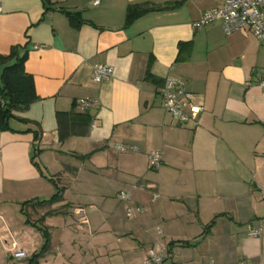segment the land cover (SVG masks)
I'll return each mask as SVG.
<instances>
[{
	"label": "crops",
	"instance_id": "0c3cea01",
	"mask_svg": "<svg viewBox=\"0 0 264 264\" xmlns=\"http://www.w3.org/2000/svg\"><path fill=\"white\" fill-rule=\"evenodd\" d=\"M223 1L0 0V57L25 54L38 95L0 128V264H146L156 242L164 264H264V45L193 27ZM136 5L155 9L127 24ZM98 64L113 69L100 83ZM168 76L203 108L184 125L163 106ZM72 109L92 122L62 142L56 113Z\"/></svg>",
	"mask_w": 264,
	"mask_h": 264
},
{
	"label": "built area",
	"instance_id": "2783aa9c",
	"mask_svg": "<svg viewBox=\"0 0 264 264\" xmlns=\"http://www.w3.org/2000/svg\"><path fill=\"white\" fill-rule=\"evenodd\" d=\"M101 0H92L94 6L100 5ZM1 10V3H0ZM220 20L223 25L224 32L231 34L234 31L243 28H249L255 37L264 45V0H224L223 4L206 10L199 20L193 23L196 30L202 29L206 24L213 21ZM35 48H38L36 46ZM112 67L104 64H98L93 67V79L100 83L109 79L112 75ZM260 87L264 88V72L259 80ZM163 106L165 110L170 113L179 124H186L192 114H198L202 111V107L193 104L194 94L188 92L185 88V82L177 80L174 77H166L161 90ZM92 99H78L76 105L82 110L86 111ZM120 151H136L137 147L126 145H118ZM162 162V153L160 151H150L148 154V164L151 169L157 168ZM262 197H264V189L261 190ZM118 197L121 200L128 201L131 199L130 193L120 191ZM155 198V195L153 196ZM141 206L136 209L131 207L127 210V215L131 216L135 211L140 212ZM80 214H84V210L80 209ZM261 227L250 228L248 235L251 237L260 236ZM161 231H159V234ZM10 258L22 260L27 258V253L23 249L14 245L10 248ZM167 248L161 242H156L147 252L146 264H164L167 260Z\"/></svg>",
	"mask_w": 264,
	"mask_h": 264
},
{
	"label": "trees",
	"instance_id": "16d2710c",
	"mask_svg": "<svg viewBox=\"0 0 264 264\" xmlns=\"http://www.w3.org/2000/svg\"><path fill=\"white\" fill-rule=\"evenodd\" d=\"M154 9V7L141 5L130 6L126 13V23L129 24L139 16ZM67 14L72 25L78 26L81 23L77 14ZM187 46L188 43L181 44L180 50L184 51ZM12 59L14 61L5 65L0 76V128L2 129L7 128L8 118L12 115L13 110L26 107L38 99L34 78L24 68L26 55L19 56L18 49L13 47L10 55L0 57V64ZM56 120L59 139L62 142L71 136H85L92 122L88 113L74 109L68 112L58 111ZM33 259L30 260L29 264H33Z\"/></svg>",
	"mask_w": 264,
	"mask_h": 264
}]
</instances>
